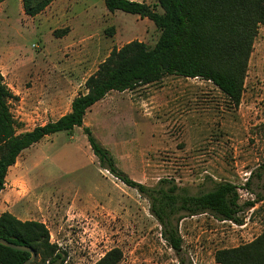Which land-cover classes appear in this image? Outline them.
Masks as SVG:
<instances>
[{
	"label": "rangeland",
	"instance_id": "1",
	"mask_svg": "<svg viewBox=\"0 0 264 264\" xmlns=\"http://www.w3.org/2000/svg\"><path fill=\"white\" fill-rule=\"evenodd\" d=\"M97 14H107L102 0H54L35 17L21 0L0 3V74L15 98L8 108L16 135L67 114L111 50L133 40L151 48L158 38L147 19ZM83 128L152 199L100 166L81 127L43 138L20 153L0 192V214L49 232L55 252L32 264H96L113 249L122 252L119 264H216V251L264 232V27L237 107L209 81L170 75L110 92L86 112ZM222 183L236 188V222L196 203ZM164 231L177 234V250Z\"/></svg>",
	"mask_w": 264,
	"mask_h": 264
},
{
	"label": "trees",
	"instance_id": "2",
	"mask_svg": "<svg viewBox=\"0 0 264 264\" xmlns=\"http://www.w3.org/2000/svg\"><path fill=\"white\" fill-rule=\"evenodd\" d=\"M53 1L21 0L23 13L35 17ZM103 3L108 13L121 11L151 21L159 32L155 44L148 48L145 43L133 40L111 50L85 81L87 92L72 100L67 114L18 135L15 134L18 124L8 108V102L15 98L0 74V192L8 169L23 150L45 137L58 132L72 134L74 128L81 127L100 166L152 199L153 190L130 181L119 172L108 151L83 128L86 112L110 92L122 93L155 85L170 75L209 81L234 107L238 106L253 43L259 28L264 27V0H153L151 5L132 0H103ZM68 31L67 28L62 30V34ZM259 169L264 170V163ZM237 200L236 188L222 183L196 198V203L221 220L236 222L240 212ZM163 236L173 250L178 249L175 232L164 231ZM0 238L32 248L36 255L56 250L49 243V232L43 223L21 221L7 212L0 214ZM29 258L28 252L0 245V264H21ZM121 259L122 252L113 249L96 264H119ZM214 260L216 264H264V232L250 243L216 251Z\"/></svg>",
	"mask_w": 264,
	"mask_h": 264
},
{
	"label": "water",
	"instance_id": "3",
	"mask_svg": "<svg viewBox=\"0 0 264 264\" xmlns=\"http://www.w3.org/2000/svg\"><path fill=\"white\" fill-rule=\"evenodd\" d=\"M0 245L3 247L9 248V249L15 250V251L28 252L30 254V258L21 264H31L36 258V254L32 248L13 244L3 238H0Z\"/></svg>",
	"mask_w": 264,
	"mask_h": 264
},
{
	"label": "crops",
	"instance_id": "4",
	"mask_svg": "<svg viewBox=\"0 0 264 264\" xmlns=\"http://www.w3.org/2000/svg\"><path fill=\"white\" fill-rule=\"evenodd\" d=\"M102 1H103V0H102ZM132 1H136V2H144V0H132ZM53 2H54V1H53ZM53 2H52V3H53ZM52 3H51V4H52ZM51 4H50V5H51ZM50 5H49V6H50ZM49 6H48V7H49ZM48 7H47V8H48ZM47 8H46V9H47ZM46 9H45V10H46ZM45 10H44V11H45ZM44 11H43V12H44ZM43 12H41V13H43ZM41 13H40V14H41ZM38 15H39V14H38ZM113 15H114V14H111V13H108V12H107V14H97V16H98L99 19H100V16H101V17H106V18H107V17H110V18H111V17H113ZM36 16H37V15H36ZM90 17H91V19H92V18H97L96 16H93V17L90 16ZM137 17H138V16H137ZM135 19H137V18H135ZM138 19H139V20H143V19H140L139 17H138ZM144 19H145V18H144ZM83 24H84V27H86V15L84 16ZM111 26H113V25H111ZM138 41H140V40H138ZM127 42H128V41H127ZM140 42H141V41H140ZM114 44H116V43H114ZM107 95H108V94H107ZM107 95H106V96H107ZM34 145H35V144H34ZM32 146H33V145H32ZM30 147H31V146H30ZM23 151H24V150H23ZM3 213H4V212H3ZM7 213H8V212H7ZM11 215H12V214H11ZM15 218H16V217H15ZM19 220H20V219H19ZM21 221H29V220H21ZM33 221H34V220H33ZM37 222H38V221H37Z\"/></svg>",
	"mask_w": 264,
	"mask_h": 264
}]
</instances>
